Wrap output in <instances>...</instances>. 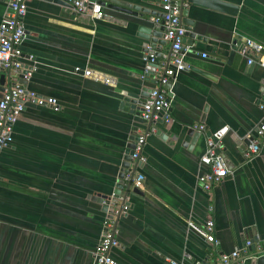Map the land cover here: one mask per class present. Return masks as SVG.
Instances as JSON below:
<instances>
[{"label":"crops","instance_id":"0c3cea01","mask_svg":"<svg viewBox=\"0 0 264 264\" xmlns=\"http://www.w3.org/2000/svg\"><path fill=\"white\" fill-rule=\"evenodd\" d=\"M123 1L139 8L135 15L101 6L90 17L55 0L25 1L21 50L33 62L22 61L34 66L25 86L55 105H26L0 152V264H93L103 211L91 196L111 197L126 146L144 128L140 103L158 72L144 73L140 35L160 13L159 0ZM222 1L237 5L236 13L184 7L194 34L183 41L188 68L170 84L163 132L147 136L145 160L135 166L141 193H127V210L116 219L111 254L121 264H221L220 255L245 239H264V135L257 156L241 154L264 114V69L236 51L249 38L264 54V0ZM3 9L0 1V16ZM168 48L165 41L159 51ZM75 66L113 83L74 74ZM223 127L219 150L232 168L204 191L198 159L206 137ZM207 216L215 245L189 225L201 228Z\"/></svg>","mask_w":264,"mask_h":264},{"label":"built area","instance_id":"2783aa9c","mask_svg":"<svg viewBox=\"0 0 264 264\" xmlns=\"http://www.w3.org/2000/svg\"><path fill=\"white\" fill-rule=\"evenodd\" d=\"M4 9L0 16V73L5 76L2 90L0 91V152L6 148L11 141L12 126L21 116L26 105H55V100L50 97L43 98L33 91L28 90L25 82L29 80L34 66H24L23 59L33 62L31 55L25 56L21 50V44L25 39V28L23 17L26 9V0H0ZM71 6L77 14L88 13L90 17H97L101 14V5L94 0H61ZM90 4V5H89ZM160 13L151 17L153 23H159L163 27V39L169 43L166 53L160 52L158 57V72L153 79L154 84L148 90L146 96L140 103L139 117L144 124V128L135 132L132 141V152L130 161L134 168L124 174V181L130 183V187L140 188L143 182L141 172L135 171V166L144 162L145 157L142 148L145 140L154 130L155 121L160 113H164L163 121H167V111L169 109L170 97L167 96L169 89L162 87L168 79L172 80L181 71L188 68L184 62L183 56L189 47L183 45L185 28L181 21L180 11L186 6L185 0H159ZM150 47H146L142 59L146 64L153 62L155 55L149 52ZM237 53L246 59L247 64L256 63L264 69V54L262 46L249 38H242L236 48ZM202 53L201 56L205 57ZM74 74H80L83 77L92 80H100L104 83H113L109 77L102 76L93 72L89 68L73 67ZM144 73L147 70L144 68ZM171 84V83H170ZM261 100L258 106L264 109V80L259 92ZM198 132L203 130L202 124L193 125ZM223 127L212 132L205 139V148L199 156V164L204 170L197 174V179L204 191H209L214 185L218 184L230 171L227 163L219 151L221 137L224 134ZM264 135V114L258 122L253 136L249 138L248 144L242 151V157L249 160L257 156L260 152V143ZM127 210L125 197L118 196L116 202H108L101 224V231L91 252L93 264H121L112 254L111 249L117 245L115 236L116 219ZM211 211V206L207 207ZM189 225L198 230L205 241L215 245L213 237V220L207 216L201 228L189 223ZM251 239H245L239 246L221 254L219 260L221 264H243L244 259L251 257L249 247ZM255 250H264V239L253 241ZM169 264H178L170 260Z\"/></svg>","mask_w":264,"mask_h":264},{"label":"water","instance_id":"95a60500","mask_svg":"<svg viewBox=\"0 0 264 264\" xmlns=\"http://www.w3.org/2000/svg\"><path fill=\"white\" fill-rule=\"evenodd\" d=\"M58 1L60 3H64L61 0H55ZM90 2L94 1V0H89ZM187 3L190 4H196V5H201L204 7H208L214 10H218V11H222L231 15H234L236 13L237 10V5L229 3V2H225L222 0H185ZM101 6H105L108 8H112V9H116L122 12H127V13H131L132 15H135L136 12H134L135 10H139V8H134V6H132L131 4H129L128 2H125L123 0H108V2L99 0L97 1ZM90 5V4H89ZM134 10V11H132ZM180 17H181V21L184 25L185 28V33H184V37L188 36L189 38L194 37V34L192 32H190V26L192 24V21L188 18H186V9L182 8L180 11ZM145 30H142V34L140 35V37L144 40V48L145 47H150L149 52L153 53L155 55V59L153 62H149L148 64L145 65V69L147 70V72H151L155 67H158V57L160 54L159 51V46L164 45L165 40L163 39V27L161 24L159 23H152V25L146 26L144 27ZM185 42H189V40H186ZM4 82V74L1 73L0 74V89L2 90V85ZM170 83H171V79H168L166 84H163L162 87L165 88L166 90L169 89L170 87ZM167 96H170V93L167 91ZM165 114L164 113H160L159 117L157 118V120L155 121V127L158 128L160 131L163 132V119H164ZM186 138V137H185ZM134 139V137L132 138ZM126 151L124 156L122 157V162L120 163V169H119V173L117 175L118 177V181L116 182V184L114 185V190L110 196H106L103 194H94L93 196H91V200H95L96 202L102 203V211L104 212L108 202H116L117 197L120 194V191L124 188V194L123 197H125L127 195L128 192H132V193H136V194H140V190L138 188L135 187H130V183L129 182H125L123 177L124 174L128 172L129 170V162H130V154L132 152V143L128 144L126 146ZM220 151V150H219ZM223 155V154H222ZM224 157V155H223ZM226 163H227V159L224 157ZM227 167L229 169L232 168L231 164L227 163ZM252 243L249 247V250H251V257H254V264H264V250L262 251H257L255 250V246L253 244V239H251Z\"/></svg>","mask_w":264,"mask_h":264}]
</instances>
